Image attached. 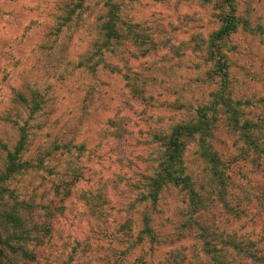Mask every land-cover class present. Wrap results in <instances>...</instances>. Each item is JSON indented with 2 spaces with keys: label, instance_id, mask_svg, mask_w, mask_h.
<instances>
[{
  "label": "rangeland",
  "instance_id": "374dc122",
  "mask_svg": "<svg viewBox=\"0 0 264 264\" xmlns=\"http://www.w3.org/2000/svg\"><path fill=\"white\" fill-rule=\"evenodd\" d=\"M109 1L118 6L124 39L107 48L100 27ZM237 1L248 26L226 49L236 96L255 104L264 94V0ZM219 13L215 0H0V170L25 132L24 160L44 163L8 182L12 197L43 206L47 225L63 209L49 243L30 247L42 258L38 264H214L205 256L206 240L236 260L264 264V166L244 155L225 129L216 131L217 148L240 157L227 199L238 205L239 185L250 198L240 218L218 201L219 187L195 144L185 158L214 201L200 219L210 228L207 237L179 189L164 190L156 206L140 202L163 152L156 135L193 118L216 89L206 75V49ZM70 80L71 99L64 96ZM247 112L256 111L249 106ZM115 129L117 135L107 133ZM75 173L80 176L70 194H56ZM102 176L105 186L93 185ZM98 187L101 202H109L105 216L86 206L87 191ZM32 220L26 214L25 230ZM78 242L88 247L75 258Z\"/></svg>",
  "mask_w": 264,
  "mask_h": 264
},
{
  "label": "trees",
  "instance_id": "16d2710c",
  "mask_svg": "<svg viewBox=\"0 0 264 264\" xmlns=\"http://www.w3.org/2000/svg\"><path fill=\"white\" fill-rule=\"evenodd\" d=\"M215 2L221 13L218 16L219 27L211 32L207 41L206 60L211 69L207 71L206 75L214 83L216 89L210 94L209 102L199 106L193 118L172 126L167 133L156 135L162 142L163 152L154 173L146 178L140 200V202L151 204L153 207L158 204L164 190L167 188L179 189L185 193L188 209L194 215V224L200 226L201 236L205 238L210 228L202 226L200 219L212 209L214 201L202 191L203 188L198 187L197 180L189 172L185 158L189 146L195 144L197 153L206 164L213 182L219 187L218 201L223 204V208L229 214L236 218H240L241 213L245 211L243 206L246 203L245 199L250 200V198L246 194V189L239 185L241 193L237 198L238 205L232 206V200L227 199L230 186L234 184L232 166L234 163L240 162V157L225 155L223 150L217 148L216 131L220 127L225 129L230 140L232 142L234 140V145L242 146L244 155L248 153V157H251L253 163L258 164V167L264 166V94L257 97L255 104H252L248 99L236 96L232 81L231 57L226 49L228 40L248 26V23L238 13L237 0H215ZM107 7L100 33L103 35L104 41L102 46L108 48L113 43H121L124 35L117 27L120 21L118 6L109 1ZM138 81H140L139 78ZM142 82L147 83L145 80ZM17 96L20 99H25L22 94ZM249 106H252L254 112L256 111L254 116L247 112ZM258 109L261 111L260 115H257ZM118 132V129L107 131L113 136ZM27 139V134L22 133L13 149L7 151L4 166L0 170V264H38L42 258L37 256L30 247L33 244L36 246H40L42 243L48 244L51 240V231L55 227L54 224L60 221L59 217L63 214V209L56 212L54 215L59 213V216H52V220L47 225L46 221H42L44 215L41 209L43 206L19 201L14 196L12 197L13 194L7 186L8 182L24 171L34 170L44 163L43 158L38 160V166L30 163V160H24ZM79 176L80 174L75 173L71 176L74 179L62 181L56 194L68 196ZM105 181L106 178L102 176L93 182V185L105 186ZM99 189L100 187L94 192L87 191L89 197L86 200V206L97 207L96 211L105 216L108 212L109 202H101ZM93 199L100 200V203L90 205ZM92 212L94 211L92 210ZM26 214H30L34 219L30 230H25V223L28 224L25 221ZM148 221H150L149 218H147ZM146 232H153L148 223ZM154 236L152 234L151 239ZM79 246L81 243L78 242V248L76 247L73 251L75 258L81 255L80 249L84 255L86 247H88L87 244L85 247ZM204 253L206 257L211 255L214 264H247V260H243L244 258L236 260L234 254H228V250L225 248L217 250L207 240L204 242ZM249 256L259 260L258 254ZM238 261L239 263H237Z\"/></svg>",
  "mask_w": 264,
  "mask_h": 264
},
{
  "label": "clouds",
  "instance_id": "9594fccd",
  "mask_svg": "<svg viewBox=\"0 0 264 264\" xmlns=\"http://www.w3.org/2000/svg\"><path fill=\"white\" fill-rule=\"evenodd\" d=\"M17 58H18V59H24V60L27 59L26 57H19V56H18ZM8 71H9V72H12L13 69H12V68H8ZM69 71H71V69H69ZM41 74H42V73H41ZM47 83H48V84H54V83H55V80H54V79H49V80H47ZM72 88H73V82L70 80V81L68 82V87L65 88V90H64V96H67L69 99H71L70 93H71V91H72ZM67 102H68V101H65V103H67ZM56 103H59V100H57ZM73 103L75 104L74 101H73ZM83 103H84V101H80L79 104H76V105H75L76 108L79 109V107H81V106L83 105ZM106 151H107V148H104V149L101 150V152H106Z\"/></svg>",
  "mask_w": 264,
  "mask_h": 264
}]
</instances>
